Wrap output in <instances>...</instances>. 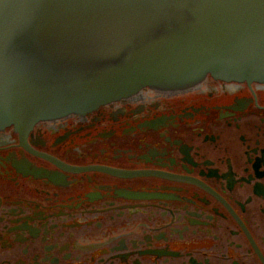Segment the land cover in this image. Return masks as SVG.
Returning a JSON list of instances; mask_svg holds the SVG:
<instances>
[{"label": "flooded vegetation", "instance_id": "flooded-vegetation-1", "mask_svg": "<svg viewBox=\"0 0 264 264\" xmlns=\"http://www.w3.org/2000/svg\"><path fill=\"white\" fill-rule=\"evenodd\" d=\"M0 264H264V83L0 126Z\"/></svg>", "mask_w": 264, "mask_h": 264}, {"label": "water", "instance_id": "water-1", "mask_svg": "<svg viewBox=\"0 0 264 264\" xmlns=\"http://www.w3.org/2000/svg\"><path fill=\"white\" fill-rule=\"evenodd\" d=\"M207 74L264 82V0H0V126Z\"/></svg>", "mask_w": 264, "mask_h": 264}]
</instances>
